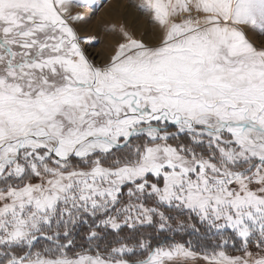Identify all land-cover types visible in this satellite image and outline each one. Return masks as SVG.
<instances>
[{"label":"snow or ice","instance_id":"1","mask_svg":"<svg viewBox=\"0 0 264 264\" xmlns=\"http://www.w3.org/2000/svg\"><path fill=\"white\" fill-rule=\"evenodd\" d=\"M107 4L0 0V264H264V0Z\"/></svg>","mask_w":264,"mask_h":264},{"label":"rangeland","instance_id":"2","mask_svg":"<svg viewBox=\"0 0 264 264\" xmlns=\"http://www.w3.org/2000/svg\"><path fill=\"white\" fill-rule=\"evenodd\" d=\"M110 1L111 0H108V4L105 5V7L101 8L98 11L97 15L93 18V23H92L91 27L89 28V32L91 34H99L102 39H103L104 34H103L101 29H102V24L104 22L103 21L104 19L102 18V20H101V15H99V14L103 13V10L108 7V5L110 4ZM97 2H99V0H97ZM119 2L125 4L126 0H119ZM121 14H125L124 8L122 9ZM130 14H133V10H131V9H129L128 13L126 14L127 18H130V16H129ZM143 19H145V18H143V17L140 18L138 27L141 26ZM145 24H146L147 28L151 29L150 31H148L149 34H151V31H152L151 25L148 23L147 20H146ZM95 25H98L100 27L98 29H94ZM89 51H90V54L95 59H97V61H103V59L108 55V51H107V48H106V43L94 44V46L91 47L89 49Z\"/></svg>","mask_w":264,"mask_h":264},{"label":"bare ground","instance_id":"3","mask_svg":"<svg viewBox=\"0 0 264 264\" xmlns=\"http://www.w3.org/2000/svg\"><path fill=\"white\" fill-rule=\"evenodd\" d=\"M123 5L124 4L120 3L119 0H111L110 4L108 5V7L103 10V13L99 14V15H101V20H102V18L104 19L103 21H107V20H112V19L118 18V16L121 15V11L123 9ZM129 16H130V18H128V19L131 20L132 14H130ZM145 23H146V19H143L142 24H141V26L139 28L142 31L143 30L150 31L151 29L147 28ZM99 27L100 26L95 25L94 29H98Z\"/></svg>","mask_w":264,"mask_h":264}]
</instances>
